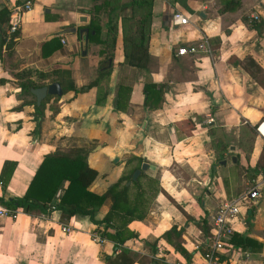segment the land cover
Returning <instances> with one entry per match:
<instances>
[{
    "label": "crops",
    "instance_id": "obj_1",
    "mask_svg": "<svg viewBox=\"0 0 264 264\" xmlns=\"http://www.w3.org/2000/svg\"><path fill=\"white\" fill-rule=\"evenodd\" d=\"M24 1L0 0V7L15 12ZM28 1L12 42L0 45V167L4 159L15 160L0 196L21 195L43 154L55 149L88 147L86 162L97 172L89 189L96 193L116 179L129 154L143 156V171L157 178L160 189L145 216L127 223L137 236L123 246L141 258L130 264H168L198 259L218 203L256 185L259 197L239 204L218 261L264 264V88L235 63L251 55L264 70V25L263 33L247 25L252 14L264 19V0H235L234 6L221 0ZM173 10L188 22L172 23ZM142 15L147 60L139 67L123 57L121 34ZM90 19L99 32L87 36L81 54L77 28ZM7 27L0 25L1 33L8 35ZM201 37L209 51L175 53L178 45ZM107 53L108 72L96 83L76 91L68 87L93 80ZM26 70L48 72L39 81L53 76L62 88L44 102L40 115L34 95L18 86L15 74ZM145 81L163 84L159 107L143 106ZM119 84L130 87L124 110L114 106ZM239 149L245 169L234 155ZM109 204L106 197L93 218L101 219ZM202 217L204 229L197 223ZM172 225L179 236L162 235ZM96 227L85 214L16 207L13 215H0V264H112L104 255L119 247L107 238L95 242ZM235 234L250 242L240 245Z\"/></svg>",
    "mask_w": 264,
    "mask_h": 264
},
{
    "label": "trees",
    "instance_id": "obj_2",
    "mask_svg": "<svg viewBox=\"0 0 264 264\" xmlns=\"http://www.w3.org/2000/svg\"><path fill=\"white\" fill-rule=\"evenodd\" d=\"M221 1L232 6L236 3L235 0ZM13 14L14 11H9L4 6L0 7V25L2 27L3 24L6 27L9 26ZM129 18L131 19L130 16ZM243 20L245 19L243 18ZM133 23L134 27L132 28L133 24L128 21V27L126 29L123 28L126 32L122 29L121 53L127 59L128 64L142 67L147 60L145 43L147 37L145 30V24L147 23L146 15L134 19ZM247 25L256 29L259 33H263L264 19L256 20L250 18L247 21ZM85 26L88 28L87 36L89 38H93L98 34L99 26L94 20L90 19ZM14 34L15 30L5 35V30L3 29L0 34V45L1 43L9 45L12 42ZM111 38L113 39V37ZM54 47L52 46L51 49ZM111 55L112 53H107L99 62L97 74L93 80L79 87H75L72 84H68V87L76 91L96 83L97 79L103 73L108 72L109 65H106V60ZM235 63H240L251 77L264 88V70L251 55H246L240 60L236 59ZM47 73H33L30 70L17 72L15 75L19 78L18 86L20 87V92L32 95L29 87L45 84L39 81V78L46 76ZM34 74L36 78H30ZM50 78L51 80H55L53 76H50ZM2 80L0 78V82ZM65 87L63 86V89ZM129 89L130 87L125 84H119L117 86L114 99L115 108L120 110L126 108ZM142 92L144 94L143 106L154 108L161 105L163 97L162 83L145 81L142 84ZM50 96L51 94H46L38 104H34V111L37 115L42 113L44 102ZM52 108L55 109V106H52ZM184 121L188 122L189 120L185 119ZM87 151V146H70L66 150L55 149L43 154L24 192L19 196H9L6 198L0 196V202L7 208L15 209L16 207H20L25 212H30L33 208H38L41 212H47L51 208H55L59 209L65 216L85 214L91 221L97 223L96 230L100 237L111 240L113 246L119 247V250L112 256L104 255V260L112 264H130L135 260H140L141 258L138 256L139 253L137 251L123 246L125 240L137 236L136 231L129 228L127 223L132 219H142L145 216L150 202L160 189L158 180L147 175L143 170H140L136 178L132 179V171L138 168L140 163L145 161V158L143 156L129 154L124 160L122 170L116 179L102 193L93 192L89 189V185L97 172L86 162ZM234 155L236 159H240L241 165L245 169L247 167V161L245 158H242L243 152L239 149ZM14 165L15 160L4 159L2 161L0 167V188L2 191L5 189ZM127 180H130L129 183H126ZM62 181H65V183L63 184ZM106 197L110 199L108 209L101 219L95 220L93 218V211ZM200 221V223H197L204 229L205 219L202 217ZM179 234L180 231L176 230L172 225L162 235H174L177 238ZM235 235L238 238L237 242L242 246L250 242V239L244 235Z\"/></svg>",
    "mask_w": 264,
    "mask_h": 264
},
{
    "label": "built area",
    "instance_id": "obj_3",
    "mask_svg": "<svg viewBox=\"0 0 264 264\" xmlns=\"http://www.w3.org/2000/svg\"><path fill=\"white\" fill-rule=\"evenodd\" d=\"M30 6L28 0L24 1L21 6L16 7V11L11 17V22L7 28V31L13 32L17 28L20 13ZM253 19H257L256 14H252ZM171 21L174 24H185L188 22V17L179 10H173L171 12ZM62 40V38H61ZM200 51H209L208 42L204 37H201L195 42L180 44L176 47V54H193ZM259 197V191L256 185H251L245 192L238 196L224 199L218 203L215 212L211 218L210 233L206 237L203 251L198 259L195 260H172L168 264H219L218 254L224 248V245L232 232V226L230 220L236 215L239 210V204L248 200L251 203L257 200ZM14 209H10L0 205V215H13ZM64 229H68L67 226H63ZM92 239L95 242L100 243L103 241V237H100L98 231L91 233Z\"/></svg>",
    "mask_w": 264,
    "mask_h": 264
},
{
    "label": "water",
    "instance_id": "obj_4",
    "mask_svg": "<svg viewBox=\"0 0 264 264\" xmlns=\"http://www.w3.org/2000/svg\"><path fill=\"white\" fill-rule=\"evenodd\" d=\"M81 19H85L84 16H80ZM77 31L79 33V36L81 38L80 41V53L84 54L85 53V45L87 41V35H88V28L86 26H79L77 28ZM1 33V30H0ZM109 60V59H108ZM29 91L34 95L35 98V103L38 104L40 100L46 95V94H51V95H60L62 93V88L60 86V83L57 80H52L48 83L39 85V86H31L29 87ZM115 160V158H113ZM231 160L234 161L235 158L234 156L231 157ZM223 162V160H222ZM147 167V162L143 161L140 163L138 168H135L132 173H131V178L134 179L140 172V170H144ZM130 180H127L126 183H129Z\"/></svg>",
    "mask_w": 264,
    "mask_h": 264
},
{
    "label": "rangeland",
    "instance_id": "obj_5",
    "mask_svg": "<svg viewBox=\"0 0 264 264\" xmlns=\"http://www.w3.org/2000/svg\"><path fill=\"white\" fill-rule=\"evenodd\" d=\"M53 102V101H52ZM52 104H54V103H52ZM213 143V142H212ZM218 147L221 145V142H219V143H215Z\"/></svg>",
    "mask_w": 264,
    "mask_h": 264
}]
</instances>
